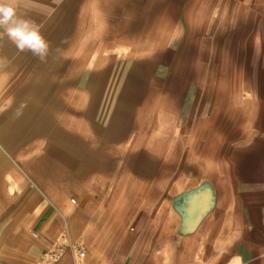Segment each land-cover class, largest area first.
Segmentation results:
<instances>
[{
    "label": "crops",
    "instance_id": "0c3cea01",
    "mask_svg": "<svg viewBox=\"0 0 264 264\" xmlns=\"http://www.w3.org/2000/svg\"><path fill=\"white\" fill-rule=\"evenodd\" d=\"M9 3L29 21L24 1ZM11 24L0 25V264H41L62 245L64 220L86 256L66 250L59 264H190L208 248L222 261L221 232L207 243L178 204L194 179L175 172L190 160L175 148L173 93L142 94L136 76L104 70L86 75L84 89L44 71L31 80ZM245 257L229 260L256 262Z\"/></svg>",
    "mask_w": 264,
    "mask_h": 264
},
{
    "label": "rangeland",
    "instance_id": "374dc122",
    "mask_svg": "<svg viewBox=\"0 0 264 264\" xmlns=\"http://www.w3.org/2000/svg\"><path fill=\"white\" fill-rule=\"evenodd\" d=\"M19 1L48 46L24 54L31 80L44 71L84 89L104 70L136 76L142 94L173 93L175 148L190 160L175 172L194 179L179 207L207 243L221 232L222 261L208 248L190 264H241L236 252L264 264V0Z\"/></svg>",
    "mask_w": 264,
    "mask_h": 264
},
{
    "label": "clouds",
    "instance_id": "9594fccd",
    "mask_svg": "<svg viewBox=\"0 0 264 264\" xmlns=\"http://www.w3.org/2000/svg\"><path fill=\"white\" fill-rule=\"evenodd\" d=\"M15 9L9 3V0H0V25L12 24L6 28V32L20 50L28 48L34 53L43 54L47 50V44L40 36L36 27L28 20L14 19Z\"/></svg>",
    "mask_w": 264,
    "mask_h": 264
},
{
    "label": "built area",
    "instance_id": "2783aa9c",
    "mask_svg": "<svg viewBox=\"0 0 264 264\" xmlns=\"http://www.w3.org/2000/svg\"><path fill=\"white\" fill-rule=\"evenodd\" d=\"M73 203H75V201H73ZM64 222L66 227H65V232L61 237L62 245H59L56 248L50 249L47 252H45L41 264H59L62 261L66 250H71L73 252H76V254H78V257L80 259L85 258L86 254L84 250L71 240L67 230L68 228H67L66 220H64ZM36 236L37 235L35 234V237Z\"/></svg>",
    "mask_w": 264,
    "mask_h": 264
},
{
    "label": "bare ground",
    "instance_id": "6f19581e",
    "mask_svg": "<svg viewBox=\"0 0 264 264\" xmlns=\"http://www.w3.org/2000/svg\"><path fill=\"white\" fill-rule=\"evenodd\" d=\"M214 15H215V14H214ZM220 18H221V16H220ZM256 39H257V38H256ZM260 42H261V41H260ZM262 44H263V43H262ZM261 47H262V46H261ZM237 73H238V72H237ZM237 73H236V74H237ZM236 74H235V75H236ZM237 77H238V75H237ZM235 78H236V76H235ZM241 83H242V82H241ZM231 88H232V87H231ZM236 88H237V87H236ZM238 90H239V89H238ZM217 93H218V92H217ZM220 95H221V94H220ZM236 95H237V93H236ZM221 96H222V95H221ZM239 97H240V96H239ZM233 98H235L234 95H233ZM220 99H221V98H220ZM236 101H237V100H236ZM239 102H240V100H239ZM219 103H220V102H219ZM241 103H242V102H241ZM230 105H231V104H230ZM226 107H227V106H226ZM229 113H230V112H229ZM227 119H228V118H227ZM231 120H232V119H231ZM248 126L250 127V125H248ZM248 126H247V128H248ZM172 131H173V130H172ZM172 181H173V180H172ZM184 254H185V253H184ZM199 260H200V259H199ZM185 263H186V262H185Z\"/></svg>",
    "mask_w": 264,
    "mask_h": 264
}]
</instances>
